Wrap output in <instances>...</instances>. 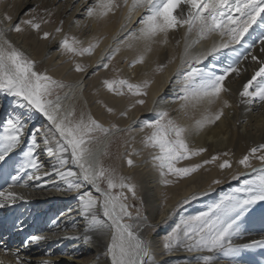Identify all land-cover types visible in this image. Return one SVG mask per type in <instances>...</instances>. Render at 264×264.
I'll use <instances>...</instances> for the list:
<instances>
[{
	"label": "snow or ice",
	"instance_id": "snow-or-ice-1",
	"mask_svg": "<svg viewBox=\"0 0 264 264\" xmlns=\"http://www.w3.org/2000/svg\"><path fill=\"white\" fill-rule=\"evenodd\" d=\"M122 8L127 9L120 27V32L125 35L122 40L114 37V41L126 44L129 48L133 47L131 41L144 44V52L133 59L129 67L144 64L145 53L151 52V45L158 42V37L159 43L167 44L169 33L183 30L184 51L180 57L179 68L174 74V83L180 87L174 102H182L181 111L201 103L221 104L216 112L205 114L202 119L197 120V128L215 124L224 115V109L231 106L223 98V94L229 91L225 80L233 73L238 76L240 63L249 58L258 65V69L243 84L239 96L241 102L248 105L257 101L264 103V59H258L252 51L256 43H259L261 52H264V32L257 34L253 27L255 25L264 29V0H95L87 8L86 15L90 19L103 21L110 15L117 14ZM141 10L144 14L134 22L133 15ZM33 12L34 9H27L24 15L28 18L25 19H14L8 12L0 15V94L14 98V105L39 113L48 122L44 128L34 130L29 147L23 152L24 162L19 171L31 168L34 173L40 172L41 164L36 159L35 152L40 146L36 135H41L44 149L49 156L55 158V163L43 176L30 174L27 180L41 181L44 177L54 176L66 185L64 188L56 187V191L77 193L80 215L85 220L84 232L110 234L106 255L111 264H153L149 245L136 231L142 219L147 218H142L141 208L129 204L130 199L138 198L136 186L125 177L117 175L114 169L103 167L91 147L97 133L107 136L113 130L119 129L116 125L104 128L90 115L86 119L83 115L77 118L75 109L63 104L58 90L69 87L73 92L72 98H75L77 90L82 92L79 82L76 86L65 85L54 80L46 71H38L35 61L7 38L8 32L23 34L31 30L40 39H55L47 31L41 35L42 24L49 21L32 15ZM133 24H138L139 27L129 29V25ZM55 32L61 33L62 27H57ZM213 37H219V41L213 40L207 50L198 53L192 51L196 45L210 41ZM99 43L100 40L95 39L85 47L77 37L64 35L59 48L61 53L73 58L90 57L99 47ZM176 43L179 45L181 41ZM119 52L120 48L110 47L108 53L101 56V61L96 65L97 69H108ZM221 55L231 58L227 66L212 62L204 65L209 57L216 60ZM165 67L166 65L159 64L154 72L162 73ZM216 68H219L218 72L213 70ZM73 70L77 73H88V67L78 62L73 64ZM92 74L95 75V72ZM101 84L112 96L131 99V105L120 113L121 117L126 118L128 111L146 103L144 97L147 96L152 81L145 78L139 82H131L129 78H119L117 75L116 78L102 80ZM68 98L66 94L64 99ZM105 109L109 115L116 114L113 107L105 105ZM145 129H150L151 133L144 138V146L158 150L153 156L154 166L158 169L165 187L172 183L169 177L177 180L187 178L221 159V156L213 155L201 163L177 167L180 162L200 156L207 149H191L186 137L188 129L171 118L167 111L158 112L154 120L144 121L140 130ZM25 135L26 124L18 117L10 116L0 124V162H4L10 153L20 148ZM221 155L226 157L229 154L225 152ZM253 160L259 162V167L254 166ZM237 163L248 172L233 175L232 179L238 180L241 175L248 178L228 195L208 205L206 211L188 216L172 228L163 244L166 254L179 248L189 253H209L210 255L197 257L195 264H217L216 254L237 258L246 251L264 249V239L233 244V237L239 233L240 218L254 205L264 202V143L252 147ZM69 164L79 171L68 169ZM127 164L132 167L133 160L128 159ZM218 167L223 171L232 168L233 164L231 160L224 159ZM19 180L18 172L16 176H12V183L8 188L0 190V208L10 207L25 199L23 195L11 191L14 187L29 186L27 181L19 183ZM219 183L220 180L212 181L214 185ZM86 185H91L93 191L86 190ZM196 198L192 196L183 203ZM44 239V236L32 235L24 246ZM84 239L87 242L90 237L85 235ZM2 257L11 258L8 264L13 261L14 264H25L18 249L0 245V264H5ZM184 264L193 262L186 260Z\"/></svg>",
	"mask_w": 264,
	"mask_h": 264
},
{
	"label": "bare ground",
	"instance_id": "bare-ground-1",
	"mask_svg": "<svg viewBox=\"0 0 264 264\" xmlns=\"http://www.w3.org/2000/svg\"><path fill=\"white\" fill-rule=\"evenodd\" d=\"M94 2L95 0H0V15L8 12L15 19L19 12L29 6L35 10L38 18L49 21L44 24V27L55 39L40 40L39 36L32 31H26L23 34L8 32L7 38L35 61L38 71H46L54 80L65 85L76 86L79 82L82 92L77 90L75 98H72L73 92L69 87L58 90L63 104L74 108L77 118L83 115L86 119L90 115L103 127L104 124H114L119 129V131L113 130L107 136L99 133L91 147L103 167L114 169L117 175L125 177L136 186L138 198L135 203L130 199L129 204L141 208L142 218H147L142 219L136 231L149 245L153 264H184L186 260L195 264L197 257L210 254L189 253L183 248L166 254L163 249L165 237L182 219L206 210L205 207L199 206L195 212L193 206L198 202L186 204L183 203L184 200L192 196L213 193L216 188L225 183L227 176L233 177V175L247 173L248 170L239 166L237 161L252 147L264 143V103L257 101L248 105L242 103L239 96L243 84L251 78L258 69V65L250 58L240 63V74L237 76L233 73L225 80L229 91L223 94V98L227 99L231 106L224 109V115L215 124L197 128L196 121L202 119L205 114L216 112L221 104L201 103L181 111L182 102H174L175 97L179 95L180 86L174 83V74L179 68L180 57L184 51L183 30L181 29L178 33H169L167 44L159 43L158 37V42L151 45V52L145 53L144 64H138L132 68L129 67L131 61L144 52L143 42L131 41L133 47L129 48L126 44H118L113 39L115 37L116 40H122L125 35L120 32V27L127 9L122 8L117 14L99 21L90 19L86 15L87 8ZM143 14V10L134 14L133 21H137ZM57 27H62L61 33L55 32ZM133 27H139V25H129V29ZM253 27L257 34L264 32V29H259L255 25ZM64 35L77 37L83 42V46H87L95 39L100 40L94 54L83 58V61L88 64L87 74L75 72L71 63L64 62L67 55L61 53L59 48ZM178 40L181 41L179 45L176 43ZM213 40L219 41V37H213L210 41L196 45L192 51L198 53L207 50ZM110 47L120 48L115 60L117 69L124 78H129L131 82H139L145 78L152 81L148 94L144 97L146 103L143 106L137 105L126 118L118 117V111L121 112L127 104L122 98L119 99L109 93L104 95L105 101L116 109L115 115L108 116L106 113L101 114L102 109L89 95L88 89L93 82L91 75L99 70L96 65L101 61V56L108 53ZM252 51L258 59H264V52H261L259 43H256ZM209 62L227 66L231 58L221 55L213 60L209 57L204 61V65ZM159 64H164L166 67L162 73L157 74L154 69ZM213 70L218 72L219 68ZM99 74L109 76L108 71ZM93 78L96 79L97 76L93 75ZM170 81L173 82L170 83ZM66 94L68 99H64ZM13 99L0 94V124L10 116L18 117L26 124V135L20 148L10 153L4 162H0V190L8 188V185L12 183V176H16L18 172L19 183L27 181L29 186L12 188L11 191L23 195L25 199L17 201L10 207L0 208V245L13 250L18 249L25 264H45V262L47 264H111L110 258L106 255L110 234L84 232L85 220L80 215L77 193L56 191V187L64 188L66 185L64 181L54 176L44 177L41 181L27 180L30 174L43 176V173L50 170L55 163V158L45 151L41 135H36L40 146L35 152V157L41 164L40 172L34 173L31 168L19 171L24 162L23 152L27 151L34 130L44 128L48 122L39 113L29 112L28 109H21L14 105ZM161 111H167L171 118L188 129L186 137L191 149H207L198 156L196 161L210 159L213 155L221 156V159L201 168L187 178L177 180L169 177L172 183L167 187L162 184L160 175L149 166V161H140L136 158L134 162L137 165L129 167L124 157L132 150L130 147L139 146L137 139L144 133L137 128L141 127L144 121L153 119ZM125 131L128 132V136H132L133 141L121 146L119 152L113 149L119 155L118 158L117 154L112 157L114 153L110 151V148L114 146L112 141L114 137L120 133L122 135ZM225 152L229 154L226 157L221 155ZM224 159L231 160L233 167L222 171L218 164ZM253 164L259 167L258 161L253 160ZM67 168L79 171L71 164ZM245 177L247 176L241 175L237 181H242ZM213 180H220L221 183L214 185ZM85 189L93 191L91 185H86ZM133 214L135 215L134 211ZM238 224L239 233L233 237L234 245L264 239V210L242 216ZM32 235H41L45 239L29 243L25 247V242ZM85 235L90 237L87 242L84 239ZM216 255L217 264H237V262L249 264L247 261L253 258L251 256L264 258V249L246 251L237 258ZM2 258L5 264L11 260L10 257Z\"/></svg>",
	"mask_w": 264,
	"mask_h": 264
},
{
	"label": "rangeland",
	"instance_id": "rangeland-1",
	"mask_svg": "<svg viewBox=\"0 0 264 264\" xmlns=\"http://www.w3.org/2000/svg\"><path fill=\"white\" fill-rule=\"evenodd\" d=\"M30 7L29 6H27L23 11H21V12H19L18 13V16L17 17H19L20 19H25V18H28L27 16H25L24 15V13H25V11L27 10V9H29ZM31 9H33V8H31ZM32 15H35V16H37L36 15V12H35V10H34V12L32 13ZM29 31H31V30H29ZM46 31V29H45V27H44V24H42V26H41V35H42V33L43 32H45ZM68 36H70V35H68ZM71 37V36H70ZM41 40V39H40ZM86 47V46H85ZM67 55V54H66ZM83 58L84 57H76V58H73V57H71V56H69V55H67L66 56V59H65V63H71L72 65L74 64V63H82V64H84L85 66H87L88 64L85 62V61H83ZM117 64H116V60H115V58L111 61V63H110V66H109V68L108 69H103V68H99V70L98 71H96L95 73V77L97 76V78L95 79V78H93V74L91 75V81H93L92 82V84L89 86V95L94 99V101L97 103V106H99V108H101L102 109V115L103 114H105L106 113V115H108L109 116V113L106 111V109H105V105H107V106H110L106 101H105V99H104V95L105 94H107V92L102 88V85H100V83L102 82V80H104V79H106V78H116L117 77V75L119 76V78H124L122 75H121V73L119 72V70L117 69V66H116ZM107 72L108 71V74H109V76L107 77V76H102V75H100L99 73L100 72ZM110 94V93H109ZM117 98H119V97H117ZM119 99H121V98H119ZM125 102H127V104H126V106L127 107H129L130 105H131V99H129V98H127V97H125V98H122ZM124 107V109L126 110L127 109V107ZM111 107V106H110ZM124 109H122L121 110V112H123V111H125ZM133 109L134 108H132L131 109V111H128V113L129 112H132L133 111ZM120 111H118V117L120 118L121 116H120V113H121ZM128 113H127V115H128ZM121 118H123V117H121ZM156 118V115H155V117L153 118V119H151V120H154ZM114 125V124H113ZM106 126V127H105ZM110 126H112V125H107V124H104V128H109ZM142 126V125H141ZM138 129V131L141 129V127H138L137 128ZM141 131V130H140ZM144 133H142L141 134V137L140 138H138L137 140L139 141V146L137 145V146H132V147H130V149H132V150H130V152L128 153V155L127 156H125L124 157V161H126L127 162V160L128 159H134L133 160V162L135 161L136 162V158L137 159H140V161H149L150 162V164H149V166L151 167V168H153L154 170H155V172L156 173H158L159 174V171H158V169L154 166V160H153V156L156 154V152L158 151V150H155V149H152V148H146L145 146H144V143H143V141H144V138L147 136V135H150V133H151V130L150 129H145L144 131H143ZM101 134V133H100ZM99 135V133H97V136ZM133 138H132V136L131 135H129L128 136V132L127 131H125V132H122V135H121V133L120 134H118L116 137H114V140L112 141V144L114 145L113 147H111L110 148V151L113 153L111 156L113 157V156H115V154H117V152L116 151H114V150H120L121 149V146L123 147L124 146V144L125 143H129V142H132L133 140H132ZM116 148V149H115ZM114 149V150H113ZM119 152V151H118ZM132 153H138V155H136V154H132ZM131 154V155H130ZM118 155H119V153L116 155V157L118 158ZM198 158V156L197 157H193L192 159H190V160H185V161H182V162H180L178 165H177V167H186V166H191V165H194V164H197V163H201L202 161H196V159ZM196 161V162H195ZM135 162H134V166L135 165H137V164H135ZM188 162H189V165H188ZM192 162V163H191ZM207 166H209V165H207ZM207 166H205V167H207ZM248 177H245L244 179H247ZM225 179H226V181H225V183L224 184H222L220 187H218V188H216L215 189V191H213V193L212 192H210V193H206V194H203V195H200V196H198L196 199H191L188 203H186V204H189V203H192V202H198V203H195V205L193 206V208L195 209H193V211H195L196 212V208H198L199 206H201V207H205V209L207 210V207H208V205H210V204H212V203H214V202H217V201H219L222 197H224V196H226V195H228L234 188H237V187H239L240 185H241V183L243 182V180L241 181H237V180H234V179H232V177L231 176H227V177H225ZM230 179V180H229ZM239 182V183H238ZM102 186L103 187H105V185L104 184H102ZM210 194V195H209ZM207 195V196H206ZM206 196V197H205ZM208 197V198H207ZM199 199H201V201H198ZM134 203H135V200H132ZM264 210V202H261V203H258V204H256V205H254L250 210H249V212H247V213H245V215H247V214H250V213H252V212H256V211H260V210ZM205 210V211H206ZM194 212V213H195ZM198 212V211H197ZM196 214V213H195ZM244 215V216H245ZM246 256H251V255H246ZM251 257H253V258H251L250 260H248L247 262L249 263V264H262V260H264V258H262L261 256H251ZM261 257V258H260ZM61 264V263H60Z\"/></svg>",
	"mask_w": 264,
	"mask_h": 264
}]
</instances>
